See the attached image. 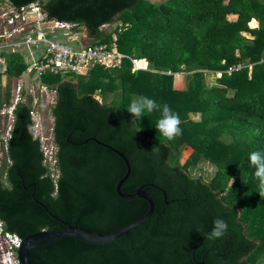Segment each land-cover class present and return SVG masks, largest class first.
Instances as JSON below:
<instances>
[{
	"label": "trees",
	"instance_id": "obj_1",
	"mask_svg": "<svg viewBox=\"0 0 264 264\" xmlns=\"http://www.w3.org/2000/svg\"><path fill=\"white\" fill-rule=\"evenodd\" d=\"M8 1L16 6L39 1L49 19L74 24L73 31H86L93 43L116 40L127 56L116 66L95 64L83 73L41 77L56 90L51 107L56 172L35 136L33 96L23 88L25 100L14 107L6 147L0 127L2 234L22 240L63 228L40 203L102 234L148 212L146 199L119 196L116 185L126 164L91 139L96 137L129 159L122 192L145 185L154 212L107 243L66 236L36 247L33 264H258L264 255V197L249 155H264V0ZM252 18L257 27L249 25ZM2 57L0 109L12 104V81L27 68L18 52ZM130 57L142 66L148 62V68L134 70ZM238 63L246 66L211 85L205 81L206 71ZM179 73L187 75L183 87L176 84ZM134 96L167 104L180 118L182 135L173 141L162 136L156 128L160 111L131 122L127 110ZM189 145L192 152L185 157ZM203 160L216 167L210 177L192 171ZM217 218L227 222V233L209 240Z\"/></svg>",
	"mask_w": 264,
	"mask_h": 264
},
{
	"label": "built area",
	"instance_id": "obj_2",
	"mask_svg": "<svg viewBox=\"0 0 264 264\" xmlns=\"http://www.w3.org/2000/svg\"><path fill=\"white\" fill-rule=\"evenodd\" d=\"M73 26L74 24L71 23L49 19L39 1L20 6L14 5L8 0H4V3L0 1V52L6 50V52L22 54L27 63V72L33 76L34 81L38 82L39 91L43 93L49 89L56 92L48 84L40 81L46 73H83L95 64L105 67L119 65L123 58L127 56L118 49L116 40L111 43H82L78 37V32L73 31ZM130 58L133 61L134 70L148 68V62H146V66H142L140 59ZM247 65L249 69H252L251 63ZM245 66L246 64L238 63L213 72L217 77H220L223 73L231 74L233 71L240 70ZM23 88L20 83L17 84L14 88L12 104L0 109V114L7 111L10 116L9 129L6 135L4 133L2 135L5 147L10 140L14 107L19 101L25 100ZM33 98L30 113L36 131L35 127L40 124L37 111L38 97L34 96ZM35 136L39 137L41 144L42 140L44 142V138L42 139L40 135H36V132ZM42 148L46 162L56 172L54 150L50 146L49 148L44 147L43 144ZM5 235L11 234L7 233ZM12 236L16 237L20 243L21 239L18 236ZM14 264H19L18 258Z\"/></svg>",
	"mask_w": 264,
	"mask_h": 264
},
{
	"label": "rangeland",
	"instance_id": "obj_3",
	"mask_svg": "<svg viewBox=\"0 0 264 264\" xmlns=\"http://www.w3.org/2000/svg\"><path fill=\"white\" fill-rule=\"evenodd\" d=\"M0 1H3L4 3V0H0ZM152 1L161 3L165 0H152ZM115 25L116 24L113 23L111 25H105L104 27L106 29H111ZM252 27H256V26H252ZM84 32L86 33V31ZM85 35L88 38V39L86 38V41L87 40L90 41L91 39L88 37L87 33ZM2 52H0V54ZM4 67H5L4 63L0 61V69L3 70ZM178 75H179V78L177 76L176 84L183 87L185 85L187 75L186 73H179ZM216 77L217 75H215L213 71H206L205 73V81L207 82V84L211 85L212 83H216L217 82ZM19 83L23 87H29L30 92L33 93L35 97H38L37 111H38V118H39L38 121L40 124L35 127L36 129L35 132H36V135H40L42 139L44 138V142L42 140L43 146L48 147V148L50 146L54 150V155H55L56 145L53 141V121L54 119L51 114V107L55 103L56 93L51 89H49L47 92L44 91V93L39 91L38 82L34 81L33 76L31 74H26V75L23 74L19 78H14L12 81V85H11L12 91L14 90V87H16L17 84ZM2 85H3L2 87L5 86V78H3ZM9 125H10L9 113L7 111H4L3 113L0 114V127L5 130L4 135H6V132L9 129ZM183 150H184L185 157H188L190 153L192 152V147L190 145L185 146ZM4 158H5V152H4V149H1L0 150V165ZM192 169H193L192 171L195 174L198 175L201 173L203 176H206V177L212 176L216 171L215 165L205 160L201 161L198 166L193 167ZM0 231H1V228H0ZM18 243H19V240L16 237L12 235H3L0 232V264H14L16 262L18 258L17 257ZM258 262H259L258 264H264V255L258 259Z\"/></svg>",
	"mask_w": 264,
	"mask_h": 264
},
{
	"label": "water",
	"instance_id": "obj_4",
	"mask_svg": "<svg viewBox=\"0 0 264 264\" xmlns=\"http://www.w3.org/2000/svg\"><path fill=\"white\" fill-rule=\"evenodd\" d=\"M6 52V50H4ZM92 140L96 141L98 144L105 146L118 154L125 162L127 171L125 175L118 181L116 185V191L119 194V196L123 198H136L141 197L148 201L149 203V210L148 212L140 217L139 219L129 223L128 225L108 234H102L100 232H97L95 230H91L86 227H82L79 224H74L70 221L63 220L56 215H54L46 205L43 203H40L45 210L54 218H56L58 221H60L64 227L60 229H42L40 231L33 232L29 235H27L24 239L20 241V243L17 246V257L19 264H33L31 259V250H33L36 247H39L41 245L47 244L49 242H52L56 239H60L62 237L66 236H73L75 238L81 239L83 241L94 243V244H100V243H107L112 240H115L116 238L128 233L130 230L136 228L137 226L143 224L145 221H147L153 214L155 209V202L152 196L144 189L145 185H142L138 187L134 192L132 193H124L121 190V187L123 183L127 180L131 173V165L129 162V159L126 157V155L115 148L114 146L105 143L96 137H92Z\"/></svg>",
	"mask_w": 264,
	"mask_h": 264
},
{
	"label": "clouds",
	"instance_id": "obj_5",
	"mask_svg": "<svg viewBox=\"0 0 264 264\" xmlns=\"http://www.w3.org/2000/svg\"><path fill=\"white\" fill-rule=\"evenodd\" d=\"M154 111L161 113L156 128L166 140L173 141L182 135L180 118L167 104L161 106L148 96H134L127 110L132 117L131 122L139 120L145 113H153ZM139 131L140 129H136V133ZM249 160L255 169L254 176L258 181V193L260 197H264V155L258 151H253L249 155ZM227 230V222L222 218H217L213 221L212 229L207 233V239H220L226 235Z\"/></svg>",
	"mask_w": 264,
	"mask_h": 264
},
{
	"label": "crops",
	"instance_id": "obj_6",
	"mask_svg": "<svg viewBox=\"0 0 264 264\" xmlns=\"http://www.w3.org/2000/svg\"><path fill=\"white\" fill-rule=\"evenodd\" d=\"M252 19H255V20L257 21V25H255V26L257 27V26L259 25L258 20H257L256 18H252ZM251 27H252V26H251ZM77 34H78V37L80 38V40H81L82 37H83V39L81 40L82 43L93 42L92 39H91L90 41L87 40L88 42L86 41V38H87V37H86V35H85L86 33H85L84 31H82V32H81V31H80V32L78 31ZM84 38H85V39H84ZM87 39H88V38H87ZM3 52H4V51H3ZM0 61H1L2 63H4L5 60H4V58L2 57V58L0 59ZM250 71H251V69H250ZM26 74H29V73L27 72V68H26V71H25L24 75H26ZM3 78H5V84H6V76L3 77ZM3 78H2V83H3ZM37 81H39V80H37ZM40 81H41V79H40ZM41 82H43V81H41ZM14 88H15V87H14ZM28 89H29V88H28ZM12 93H14V90L12 91ZM29 93L34 97L33 93L30 92V89H29ZM55 93H56V92H55ZM33 100H34V98H33ZM55 101H56V100H55ZM4 132H5V131H4ZM4 147H5V146H4ZM1 149H2V148H0V150H1Z\"/></svg>",
	"mask_w": 264,
	"mask_h": 264
},
{
	"label": "bare ground",
	"instance_id": "obj_7",
	"mask_svg": "<svg viewBox=\"0 0 264 264\" xmlns=\"http://www.w3.org/2000/svg\"><path fill=\"white\" fill-rule=\"evenodd\" d=\"M250 25H251V26H255V25H257V21H256L255 19H251V20H250Z\"/></svg>",
	"mask_w": 264,
	"mask_h": 264
}]
</instances>
